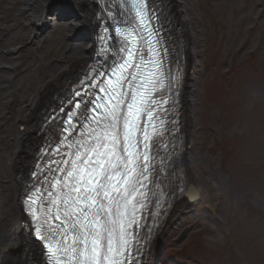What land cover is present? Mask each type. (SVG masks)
<instances>
[{"label": "snow or ice", "instance_id": "snow-or-ice-1", "mask_svg": "<svg viewBox=\"0 0 264 264\" xmlns=\"http://www.w3.org/2000/svg\"><path fill=\"white\" fill-rule=\"evenodd\" d=\"M126 4L128 0H120L114 7L105 4L100 8L102 18L115 23L105 26L107 35L97 33L96 43L99 47L100 41L121 40L119 52L124 55L112 72L132 71L123 82L117 77L110 89L99 87L105 80L111 81L107 73L95 85H88L105 93L106 101L100 95L88 99L81 89L74 93L78 99L68 112L49 117L63 120L58 142L43 153V171L33 173L36 184L25 200V212L35 221L28 223V230L40 244L43 264H131L141 255V245L147 246L149 225L143 220L144 209L151 211V187L160 186L172 175L168 171L172 162L163 155L168 147L163 137L174 130L163 113L170 111L164 107L168 103L165 93L179 85L181 75L179 70L175 74L165 71L167 48L161 44L158 29L150 27L157 11L152 0H131L132 22L119 19ZM137 38L154 55L148 61L154 70L143 79L138 71L142 66L135 63L140 49L133 50ZM129 80L133 81L129 89L136 87L137 93L130 91L125 97L123 87ZM157 93L159 100L155 99ZM81 104L84 112H74ZM157 116L158 124L153 123ZM140 229L145 236L137 238Z\"/></svg>", "mask_w": 264, "mask_h": 264}, {"label": "rangeland", "instance_id": "rangeland-1", "mask_svg": "<svg viewBox=\"0 0 264 264\" xmlns=\"http://www.w3.org/2000/svg\"><path fill=\"white\" fill-rule=\"evenodd\" d=\"M193 1L201 14L204 36L201 106L212 128L199 144L197 159L217 186L209 191L210 204L189 210L165 233L155 263L264 264V0ZM21 3L8 0L0 9L1 46L24 22L17 14ZM17 42H24L23 55L30 59L23 73L17 74L12 94L25 97L22 85L34 80L36 57L28 46V33ZM56 43L63 44L62 40ZM7 91V87L0 88L3 106ZM16 113L20 117L19 107ZM4 129L1 178L8 176L5 160L13 132L11 125ZM3 194L6 189L0 187V204L7 201Z\"/></svg>", "mask_w": 264, "mask_h": 264}, {"label": "bare ground", "instance_id": "bare-ground-1", "mask_svg": "<svg viewBox=\"0 0 264 264\" xmlns=\"http://www.w3.org/2000/svg\"><path fill=\"white\" fill-rule=\"evenodd\" d=\"M7 1L0 0V9L6 6ZM170 1L175 23L182 29L187 52L182 104L183 139L179 143V168L176 169L184 191L153 245L154 255L165 233L177 225L189 210L202 203L210 204L209 191L211 186H217L214 179L205 174L201 161L197 159L199 144L205 142L212 130L209 114L201 106L200 44L204 37L201 14L193 0ZM17 14L24 17L23 24L6 37L4 46H1L3 41L0 40V88L7 87L9 93L4 106L0 101V136L6 133V125H11L13 129L9 139L10 154L5 160L8 176L0 177V187L6 189V194L2 196H7V201L0 204V264H22L21 261L30 259L32 253L28 250L32 243L25 234V218L20 203L25 181H22L23 173L29 170L32 162L33 152L28 154L27 151L29 147H37L43 112L61 90L59 88L68 86V82L78 76L92 54L88 13L80 0H22ZM27 33L28 46L33 49L36 63L34 80L22 85L26 93L24 97L16 92L12 94V84L17 74L23 73L30 59L28 55H23L27 48L24 42H17L20 35ZM58 40H62L63 44L58 45ZM18 107L21 109L20 117L16 113Z\"/></svg>", "mask_w": 264, "mask_h": 264}]
</instances>
